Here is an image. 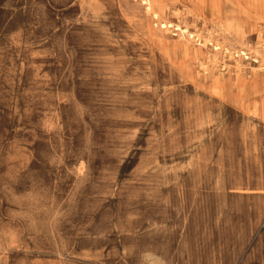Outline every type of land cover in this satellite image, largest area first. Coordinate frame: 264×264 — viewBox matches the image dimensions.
Masks as SVG:
<instances>
[{"label":"rangeland","instance_id":"obj_1","mask_svg":"<svg viewBox=\"0 0 264 264\" xmlns=\"http://www.w3.org/2000/svg\"><path fill=\"white\" fill-rule=\"evenodd\" d=\"M152 3L0 0V264H264V12Z\"/></svg>","mask_w":264,"mask_h":264},{"label":"bare ground","instance_id":"obj_2","mask_svg":"<svg viewBox=\"0 0 264 264\" xmlns=\"http://www.w3.org/2000/svg\"><path fill=\"white\" fill-rule=\"evenodd\" d=\"M140 2H141V4H143V5H146L147 7H146V11H147V13H150L151 14V18L152 19H155V20H159V14L155 11V8L153 7V3H152V0H140ZM211 2H213V1H211ZM252 4L255 6V8L257 7V9L258 10H260V11H262V12H264V0H252ZM240 11L237 13L238 14V16H235V17H231V16H234V14H236L235 12H233V13H228L227 15H226V18H228L227 19V22L224 24V25H220V27L222 28L221 30H222V32L225 34V35H227L228 33H234L235 35H236V37H237V39L241 42L240 44L241 45H243V44H245L246 43V40H247V37H246V34L248 33V31H251L250 30V28L253 26L252 24H253V22H252V20H253V18H254V15H252L251 14V10H247V9H245V10H241V8L239 9ZM253 12V11H252ZM219 13V12H218ZM232 18V19H231ZM231 19V20H230ZM159 25L161 26V28L162 29H166L167 31H168V29H171V27L168 25V22L167 21H162V22H160L159 23ZM170 32V31H169ZM180 36H182V37H184V38H187L188 40H190V38H196V40H195V42L196 41H198L199 40V34H197L196 33V35L195 34H192V33H190L187 29H185L184 31H183V33H178ZM259 36H260V33H259ZM201 38V37H200ZM194 41V40H193ZM201 41V40H200ZM204 42H211L210 40H205L204 39ZM197 44H195V45H199V43L198 42H196ZM227 46V45H226ZM262 46V45H261ZM186 47H189L187 44H186ZM213 48V50L215 51V52H217V51H219L220 50V46L217 44V43H215L213 46H212ZM192 49H195V48H192ZM223 50H225V48L223 49ZM227 50V49H226ZM241 49H239L238 51H240ZM195 51L197 52V53H202L201 52V50H199V49H195ZM257 52V51H256ZM237 57L239 58V57H241V58H243V57H245V55L243 54H241L240 55V53H238L237 54ZM260 57L262 58V60H261V66L262 67H264V53H262L261 55H260ZM209 58V57H208ZM248 58V57H247ZM246 59V58H245ZM240 59H238L237 61H236V67H235V69L234 70H236L237 72H239L240 73V75H243L244 77H246L245 76V73H243V70H244V68H243V66H242V61H240ZM255 61V60H254ZM200 67H203V68H205L206 66H205V64H201L200 65ZM206 70V69H205ZM260 75H262V76H264V72H261V74ZM219 79V78H218ZM243 80H245V78H243ZM219 82H220V80H219ZM219 82H218V80H215V82H214V85L217 87V88H220L219 86H220V84H219ZM222 85V84H221ZM221 97V96H220ZM221 99V98H220ZM262 119V118H261ZM262 120H264V119H262Z\"/></svg>","mask_w":264,"mask_h":264}]
</instances>
